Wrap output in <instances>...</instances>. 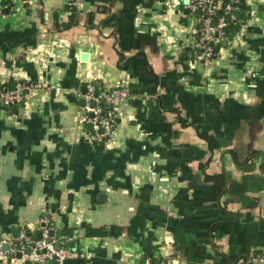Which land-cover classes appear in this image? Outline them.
Listing matches in <instances>:
<instances>
[{
  "label": "crops",
  "instance_id": "obj_1",
  "mask_svg": "<svg viewBox=\"0 0 264 264\" xmlns=\"http://www.w3.org/2000/svg\"><path fill=\"white\" fill-rule=\"evenodd\" d=\"M190 1L0 0V92L30 85L18 105L0 96V264L45 225L82 264L264 249V0H239L210 61ZM88 83L130 88L104 143L82 121Z\"/></svg>",
  "mask_w": 264,
  "mask_h": 264
},
{
  "label": "built area",
  "instance_id": "obj_2",
  "mask_svg": "<svg viewBox=\"0 0 264 264\" xmlns=\"http://www.w3.org/2000/svg\"><path fill=\"white\" fill-rule=\"evenodd\" d=\"M187 7L192 12L200 14L198 26L189 37L190 47L194 49L198 59L210 61L216 55L215 47L224 38L228 23L237 19L241 11L240 2L239 0H191ZM219 10L223 11L221 16L217 15ZM29 89L30 85L27 83L18 82L13 88L4 87L0 96L5 105H17L25 101ZM129 96L130 88L125 84L108 90H100L92 83L87 84V92L83 95L85 104L82 106V121L92 126L93 132L88 134L91 140L104 143L114 136L116 111ZM9 244V253L18 264H53L54 262L64 264L67 259L83 257L82 253L66 246L58 247L56 241L50 237V228L46 225L43 227L41 238L33 239L22 231ZM249 262L264 264V249L254 252ZM136 264H170V261L167 259L157 263L143 259Z\"/></svg>",
  "mask_w": 264,
  "mask_h": 264
},
{
  "label": "trees",
  "instance_id": "obj_3",
  "mask_svg": "<svg viewBox=\"0 0 264 264\" xmlns=\"http://www.w3.org/2000/svg\"><path fill=\"white\" fill-rule=\"evenodd\" d=\"M225 1H228V0H225ZM240 7H241V10L243 9V7H244V5H241L240 4ZM243 12V11H242ZM200 15V14H199ZM243 15L241 16V11L238 13V15H237V19L235 20V21H230L229 23H228V25H227V30L225 31V33H224V37L225 38H229L232 34H233V32L234 31H236V30H238L239 28H240V26H241V21H242V19H243ZM215 19H217V18H215ZM219 43H221V41L219 42ZM218 43V44H219ZM223 43V42H222ZM218 44H217V46L215 47V49L217 50V48H218ZM216 54H217V51H216ZM216 56V55H215ZM16 84V83H15ZM15 84L13 83L12 85H6V86H8V88H13L14 86H15ZM5 86V85H4ZM18 105V104H17ZM257 153H260V151H257V150H255V151H253L250 155H253V154H257ZM212 178H214V179H216L218 182V184H219V179L218 178H216V177H212ZM221 183V182H220Z\"/></svg>",
  "mask_w": 264,
  "mask_h": 264
},
{
  "label": "water",
  "instance_id": "obj_4",
  "mask_svg": "<svg viewBox=\"0 0 264 264\" xmlns=\"http://www.w3.org/2000/svg\"><path fill=\"white\" fill-rule=\"evenodd\" d=\"M217 13H218V15H222L223 14V11L222 10H219ZM226 30H227V28H225V31ZM81 103H82V105L85 104V99L84 98L81 99ZM89 127L92 128L91 125H89ZM51 235L54 236V233L52 232ZM57 246L58 247H61L62 245H61V243H57ZM82 263H83V259H81V258L67 259V260L64 261V264H82ZM35 264H39V263H35ZM53 264H58V263L57 262H54Z\"/></svg>",
  "mask_w": 264,
  "mask_h": 264
}]
</instances>
